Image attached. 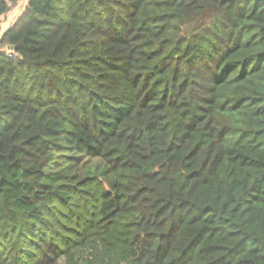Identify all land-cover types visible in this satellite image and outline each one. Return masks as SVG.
Instances as JSON below:
<instances>
[{"label": "trees", "instance_id": "obj_1", "mask_svg": "<svg viewBox=\"0 0 264 264\" xmlns=\"http://www.w3.org/2000/svg\"><path fill=\"white\" fill-rule=\"evenodd\" d=\"M0 264H264V0H28Z\"/></svg>", "mask_w": 264, "mask_h": 264}, {"label": "rangeland", "instance_id": "obj_2", "mask_svg": "<svg viewBox=\"0 0 264 264\" xmlns=\"http://www.w3.org/2000/svg\"><path fill=\"white\" fill-rule=\"evenodd\" d=\"M28 0H19L18 3L13 6L11 12L0 17V37L3 32L18 18V16L24 10ZM7 51H12L11 47H7Z\"/></svg>", "mask_w": 264, "mask_h": 264}]
</instances>
